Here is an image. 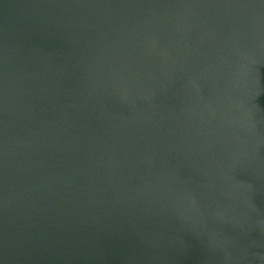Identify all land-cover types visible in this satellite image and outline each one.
<instances>
[{
  "label": "water",
  "instance_id": "95a60500",
  "mask_svg": "<svg viewBox=\"0 0 264 264\" xmlns=\"http://www.w3.org/2000/svg\"><path fill=\"white\" fill-rule=\"evenodd\" d=\"M0 264H264V0H0Z\"/></svg>",
  "mask_w": 264,
  "mask_h": 264
}]
</instances>
